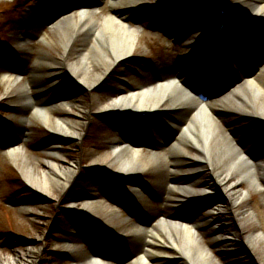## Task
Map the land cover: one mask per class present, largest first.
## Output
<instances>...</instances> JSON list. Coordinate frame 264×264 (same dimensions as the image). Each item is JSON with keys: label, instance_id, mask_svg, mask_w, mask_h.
Segmentation results:
<instances>
[{"label": "rangeland", "instance_id": "1", "mask_svg": "<svg viewBox=\"0 0 264 264\" xmlns=\"http://www.w3.org/2000/svg\"><path fill=\"white\" fill-rule=\"evenodd\" d=\"M113 1H97L95 6L97 19L110 17L114 8H120V5H113ZM141 1L146 3L144 8H141L136 18L128 24V27L135 32L136 46L133 54L117 64L101 84L91 88L90 82L87 85L70 75L66 76L64 66L60 65L64 49L58 42L55 31L51 30L53 24L46 18L47 10L42 8L45 0H0V73L8 67H18L17 64H19L18 68L24 77L21 84L10 86L2 82L0 75V264H10L13 259L19 264H69L70 256L65 253L74 254L65 242L83 241L82 238L78 240L79 237L75 233L74 223L71 220L72 218L84 219L78 213L72 212L68 204L72 199L100 192L101 188L96 183L98 180L110 182L111 188L123 191L130 188L138 189L148 196L147 208H141L131 198L130 203L134 204V212L131 207H118L117 212L109 206L96 209L97 214L109 216L115 223L123 225L122 227L139 223L146 216L169 211L164 206L162 194L157 190L159 176L147 174L144 178H140L130 175L114 179L113 172L106 170L108 162L104 160V157L112 153L115 139L121 138L120 129L127 126L132 130L131 133H138L139 129H136L135 125L141 123L147 127L150 119L138 117L124 119L116 114L102 112L98 107V99L104 102L117 90L126 91L129 87H135L157 76L174 74L191 53L188 47L189 35L212 28L217 31L222 18L226 24L216 42L213 56H217L225 47L226 50L229 49L228 51L233 49L231 48L233 46L224 45L231 38L235 41L234 48L241 49L240 55L243 50L247 55L251 53V50L264 52V24L252 20L244 23L240 17L233 19L230 16H220L219 8L235 0H167L164 4L157 3L160 0ZM60 3L58 2L59 5ZM37 13L42 15L39 16ZM236 13L242 15V9L239 8ZM215 31L211 37L212 42L216 38ZM40 34L46 36L44 40L37 39ZM29 45L33 48V53L24 57V48ZM40 51H45L54 58V63L49 66L39 64ZM213 56L211 60H214ZM214 64L218 65V63ZM214 64L211 65L210 73L217 71ZM198 65L202 64L195 65L196 71L200 72L201 77H205ZM94 68L97 69L98 65L95 63L87 65L89 76ZM57 70L65 78L60 87L48 96L53 98V101L48 103L51 106L52 120L55 123L58 118H69L71 122L77 124L81 138L75 141L57 136L38 121H32L30 125L25 122V119L29 118L28 113L25 112L30 105L27 101L25 105L23 104L21 89L28 83L33 73L45 74V71H48L46 77L49 79ZM204 73L207 71L204 70ZM42 80L47 88H51V83L45 79ZM32 92L38 93L37 90ZM60 98H70L78 107L74 106L72 112H69L68 109L55 103ZM21 108L23 114L20 111ZM184 114L173 115L171 112L163 111L153 117L157 123L167 125L166 122H169L167 116L178 121L184 117ZM222 121L240 136L239 142L249 145L252 155L264 157V120L250 115H226L222 117ZM108 122H111V125ZM150 128L152 132H148L151 135L148 138L154 141L147 139L144 144L156 146L157 141H165L159 134L161 127L156 125ZM167 133L172 137L169 132ZM136 135L141 138L138 134ZM140 141L143 142L141 139ZM14 149L17 151L15 155H12ZM55 149L60 150L63 157H57L53 152ZM144 156H152V152L146 148ZM48 160H55L66 168L69 165L75 166L74 162L79 163L77 174L64 191L60 190L54 182L46 193L30 185L26 179L24 169L32 170L41 179L46 176L53 182L52 169L46 164ZM95 160H101L102 164L99 167H93ZM187 179L194 181L201 177L192 175ZM134 182H139L142 186L132 185ZM242 187L247 186L242 185ZM211 197L199 202L202 213L210 207L208 204L212 202ZM216 197L219 198V195H215L214 198ZM112 199V203L114 200L127 203L126 198L121 196H115ZM127 204L129 206V201ZM216 204L220 202L214 205ZM246 205L252 208L255 218L249 217L243 220L245 227L239 226L235 220L233 221L231 215L225 214L224 217H218V222L210 229L221 227L219 232H209L205 235L204 244L211 247L213 259L217 264H264V187L253 191L248 201L238 206V210L244 209ZM192 213L186 212L183 216L188 217ZM95 218L91 216L95 226L102 227L97 224ZM223 219L228 220L225 225L221 223ZM89 225L84 226L88 230L84 229L85 237L91 242H96V246L112 243L116 247L120 244L122 249H118L115 256L123 262L129 258L130 250L140 245L139 241H132L129 238H125L124 241L118 240V244L113 243V240ZM231 230L233 232L237 230L239 237L231 238L233 235ZM253 234L261 237L258 247H250L246 243V238ZM216 236L229 239L230 242H227L224 247L218 245L213 242ZM87 245L80 243L73 246V249L78 252L77 260L86 250H89ZM174 261L177 260L173 259V263Z\"/></svg>", "mask_w": 264, "mask_h": 264}, {"label": "bare ground", "instance_id": "2", "mask_svg": "<svg viewBox=\"0 0 264 264\" xmlns=\"http://www.w3.org/2000/svg\"><path fill=\"white\" fill-rule=\"evenodd\" d=\"M165 1L160 0L157 3L162 4ZM96 2L97 0L90 4L95 5ZM51 4L46 7L53 9ZM90 4L75 6L73 10L61 15L52 28H57L54 31L64 49L60 65L64 66L66 76L70 75L87 85L90 82V87L94 88L103 82L117 64L133 54L136 38L128 24L136 18L146 3L141 0H114L113 5H120V8H114L113 14L102 20L96 18V9ZM222 8L230 13H236L240 8V17L244 21L252 20L264 24V0H235L226 3ZM214 31L212 28L189 35L188 47L192 51L191 56L178 68L179 72L173 78H187L189 74L196 73L195 60L203 53L209 56L214 51V43L211 41ZM39 55V64L49 66L55 61L45 51H40ZM92 63L97 64L98 68H94L89 76L87 65ZM231 66H235L233 62ZM36 73H33L21 89L23 99H31L34 103L28 111L27 124L38 121L61 138L72 141L81 138L78 125L69 118H58L55 123L52 120L51 106L48 103L53 98L48 96L60 87L64 75L57 70L48 79V71L45 74ZM248 74L240 83H235L230 91L208 101H200L183 86L174 83L169 79L172 74L157 76L135 87H129L126 91L117 90L104 102L97 98L100 111L123 115L124 118L144 114L153 117L163 111L185 113L178 121L166 122L167 125L163 128L170 131L173 141H157L156 146L149 148L152 156H144V147L137 140L128 138L131 140L128 142L123 141L126 138L122 137L123 140L114 141L112 153L104 157L108 162L107 172H113L116 178L130 175L144 178L147 174L159 176L157 190L162 194L164 206L169 211L150 215L139 223L122 227L123 225L115 223L109 216L95 212L105 203L102 199L98 200L101 197L98 194L86 200L89 202L83 206H79V210L96 217L102 227L120 240L129 238L139 241L140 245L130 250L127 262L120 264H217L203 241L207 233L219 232L221 227L210 230L218 222L217 218L229 214L241 227H245L243 220L246 218H255L250 206L246 205L242 210H238V206L248 201L253 191L264 187V157L252 155L249 145L239 142L240 136L222 121V117L227 114L250 115L264 120V66L252 69ZM18 79L19 76L13 74L4 77V80L13 84ZM42 79L51 83V88H47ZM32 90H37L38 93H33ZM55 103L69 112H72L74 106L78 107L70 98H60ZM134 141L135 146L130 144ZM16 151L14 149L11 154L15 155ZM53 152L57 157H63L60 150L55 149ZM46 164L52 169L53 182L46 176L41 179L32 170L24 169L29 184L46 193L54 182L64 191L79 169L77 162H74L75 166L69 165L67 168L55 160H48ZM101 164V160H95L92 166L99 167ZM192 175L201 179L188 181L187 178ZM242 185L247 187L243 188ZM129 192L141 208H147L149 198L144 192L133 188ZM212 195H221L223 202L209 207L200 215L178 217L173 212L179 207L198 204ZM227 221L223 219L221 223L225 225ZM236 231H232L231 238L239 237L240 234ZM260 238L255 234L250 235L246 238V243L250 247H258ZM213 242L224 247L230 241L216 236ZM173 259L177 261L173 263ZM13 262L19 264L15 259ZM77 264L108 263L100 259L88 262L86 259Z\"/></svg>", "mask_w": 264, "mask_h": 264}, {"label": "water", "instance_id": "3", "mask_svg": "<svg viewBox=\"0 0 264 264\" xmlns=\"http://www.w3.org/2000/svg\"><path fill=\"white\" fill-rule=\"evenodd\" d=\"M171 120H173L172 118H170ZM167 132L165 131V129H162V131H161V135L164 137V139H165V141L168 143V142H170V141H173V138L172 137H170L169 136V134H166ZM223 200V198L222 197H219V198H215L214 199V202L212 203V204H214V203H216V202H221ZM211 204V205H212Z\"/></svg>", "mask_w": 264, "mask_h": 264}]
</instances>
